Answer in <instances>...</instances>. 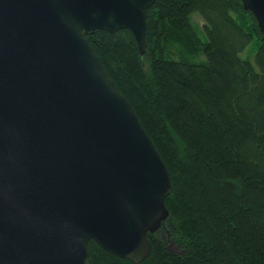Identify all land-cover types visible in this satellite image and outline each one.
<instances>
[{"label": "water", "instance_id": "water-1", "mask_svg": "<svg viewBox=\"0 0 264 264\" xmlns=\"http://www.w3.org/2000/svg\"><path fill=\"white\" fill-rule=\"evenodd\" d=\"M156 1L0 0V264L150 255L170 173L87 36L128 29L144 55Z\"/></svg>", "mask_w": 264, "mask_h": 264}, {"label": "trees", "instance_id": "trees-1", "mask_svg": "<svg viewBox=\"0 0 264 264\" xmlns=\"http://www.w3.org/2000/svg\"><path fill=\"white\" fill-rule=\"evenodd\" d=\"M87 38L173 185L140 264H264V33L254 14L242 0H157L144 55L128 29ZM255 38L258 69L241 57ZM89 248L91 264H135L93 240Z\"/></svg>", "mask_w": 264, "mask_h": 264}, {"label": "rangeland", "instance_id": "rangeland-1", "mask_svg": "<svg viewBox=\"0 0 264 264\" xmlns=\"http://www.w3.org/2000/svg\"><path fill=\"white\" fill-rule=\"evenodd\" d=\"M191 21H192V24L194 25L197 33L199 34V36L203 39V41H206L207 35H206L205 29H204L205 21L202 18V16L198 12L193 13L191 15ZM257 48H258V40L255 38L247 46V48L241 53V57L251 61L254 64V66L256 67V69H258V66L256 63ZM201 59H205V56L201 55L196 60H201ZM172 248H175V247L172 246Z\"/></svg>", "mask_w": 264, "mask_h": 264}]
</instances>
